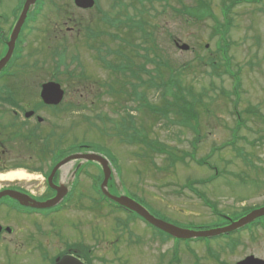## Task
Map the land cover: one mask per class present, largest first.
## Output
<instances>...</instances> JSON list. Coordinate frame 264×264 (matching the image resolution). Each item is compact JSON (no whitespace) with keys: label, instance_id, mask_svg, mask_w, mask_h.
<instances>
[{"label":"rangeland","instance_id":"rangeland-1","mask_svg":"<svg viewBox=\"0 0 264 264\" xmlns=\"http://www.w3.org/2000/svg\"><path fill=\"white\" fill-rule=\"evenodd\" d=\"M95 1L98 3V9L93 7L81 10L74 6L72 0H42V8L35 20L27 26L25 40L21 38L24 41L23 47L18 44L16 48V53L20 54L23 51L24 58L15 68L16 76L7 82L5 94L11 91L9 94L16 95L22 106L30 107L37 101L35 96L39 93L38 84L51 78L60 83L67 96L64 101L68 108L75 103L86 105L84 115H68L73 125L64 130L63 135L66 136L64 145L87 141L96 148L106 146L115 157L112 167L120 193L143 206L157 219L183 230L203 231L219 228L223 223V226H226L229 224L228 218H238L252 206H264V0L257 5L241 4L232 10L233 26L229 33V56L232 60V71L239 70L241 79V90L236 100L233 95H228L232 91L233 83L230 77L223 75L222 69L213 71L207 65L198 64V57H203L205 61L219 58L215 39H210L216 23L206 18L196 21L189 14H195V8L201 1L206 9L212 10L221 21L220 6L227 0L166 2L156 0L153 4L151 1L150 5L145 2L140 4L141 0H133L135 3L131 0ZM21 4L22 0H0V16L3 19L8 17V21L0 22V30L7 39L12 22L10 17ZM39 4L40 1L37 6ZM172 9H179L184 13L177 15ZM105 14L119 19L131 16L136 21L147 23L144 27L149 35L145 44L148 58L153 60L155 55L162 61H168L176 71V78L186 89L191 88L194 94L201 93V104H197L194 109L196 132L192 129L195 125L193 120L190 121L191 127H187L179 121V117L173 115L168 119H160L145 109L132 112L136 126L145 129L148 140L173 148L172 153L176 158L183 156L184 163L177 162L174 167L170 166L166 160L168 154L161 156L154 154L152 163L149 157L152 154L149 151L143 157L145 148L141 144H121L113 134V124L107 120H118L119 115L131 112V109L125 107L134 108L138 105L124 98L123 94L121 95L123 99L105 95L100 84L110 82V79L112 81L119 79L122 83L123 78L120 75H110L101 67L95 59V48L118 49L121 42L113 40L110 35L133 38L132 42L135 44L143 45V42L139 38L141 34L135 33L136 31H131L133 32L131 36L128 34L126 36L125 26L119 29L110 27L103 21ZM31 16L32 14L28 20ZM86 30L99 34L98 38L93 36L92 40L88 39ZM103 33L106 36H103ZM169 35L179 46L187 45L189 49L182 51L176 48ZM101 43L104 45H100ZM63 49L66 52L65 59L63 55H58ZM5 50V45H0V61L4 58ZM140 53L145 55L143 51ZM57 57L65 60L64 65L57 67ZM73 58L77 60L73 61ZM135 63L141 65L144 60L136 58ZM156 66L149 64L146 68L150 70ZM64 67H68L69 70L66 71ZM83 71L90 79L80 82L79 73L83 74ZM161 71L164 78H168V71L163 68ZM55 74L59 76L53 78ZM140 77L147 79L148 76L145 73ZM140 90L145 92L150 103L157 106L163 104L159 90L149 88ZM232 101H235L236 110L240 113L247 109L257 110L258 118L242 115L245 125L237 131L241 139L230 148L224 145L229 141V135L237 124V117L232 113L235 108ZM5 110L7 116L0 113V139L5 141L8 153L0 163V174L16 172L12 170L13 166L19 164L23 167L17 171L26 175L22 181L23 185L31 187L39 195L43 194L44 188L40 184L39 174L32 176L29 170L39 165L36 158L43 161L41 156H35L36 147L31 145L26 135L32 126L22 125L20 127L24 134H15L13 129L11 130L13 127L11 124L21 122L24 116L21 114L15 121L8 110ZM47 112L44 114L48 116ZM96 115H105L106 118L100 121L96 119ZM93 123L105 125L106 133L99 135V130L97 126L92 125ZM57 142L60 141L56 139L51 144ZM43 146L46 147L45 143ZM218 146L221 147L220 150L211 154ZM240 151L243 153V159L237 156ZM136 154L141 157H136ZM185 154H191L198 160H205L202 163L214 167L215 170L211 172L207 167L197 166ZM16 159L18 162L11 164V161ZM47 159L48 157L45 160ZM244 160L251 161L254 168L248 166ZM90 170L93 173L97 172L94 167H90ZM211 177L217 178L210 186H206L208 184H204V181ZM31 179L32 181H28ZM190 182H197L199 187L206 186L204 191L208 200L224 218L212 215L210 209L187 189L192 187ZM184 184L187 188H183ZM88 186L87 182L86 189L77 193L73 208L53 218L52 226H40L38 238L47 256L57 254L69 243H82L91 251L89 258L102 257L106 264H120L118 260L120 262L127 260V264H157L162 251L166 250L167 257L171 255V242L164 246L160 245L156 241L158 238L153 235H156V231L141 220H131L129 223L131 234L124 229L123 223L114 226L117 218L125 220L126 215L110 213L104 207L97 210L91 200L94 197ZM195 187L202 191L201 188ZM77 205H81L83 211H79ZM128 216L134 218L132 215ZM78 221L81 222V226H74V222ZM20 222L24 226L19 225ZM11 223L17 228V238L7 240L4 244L0 243V263L4 264V260L7 261L4 255L6 251L11 258L13 257L14 264H32L26 246L18 249L14 243L23 240L25 235L32 231L29 226L30 220H13ZM197 227L203 230H197ZM237 235L185 244L193 254L185 249V245H181L180 264H234L246 256L264 259V233L257 231L252 235H241L238 238ZM134 238L141 241L140 246H133L128 241ZM234 239L239 240V245L231 252L225 247H232L233 243L227 246L224 244L225 241L232 242ZM208 254L218 255L219 258L215 261ZM39 264H47L41 251ZM91 264H101V261L95 260V263Z\"/></svg>","mask_w":264,"mask_h":264},{"label":"flooded vegetation","instance_id":"flooded-vegetation-1","mask_svg":"<svg viewBox=\"0 0 264 264\" xmlns=\"http://www.w3.org/2000/svg\"><path fill=\"white\" fill-rule=\"evenodd\" d=\"M1 35L2 31L0 30V37ZM7 75H9V72H4L3 78H0V113H3L7 116V111L5 110L7 109L8 113L15 121L21 116V114H23L24 119H21V122L11 124L13 125L11 130L13 129L15 134H24L20 126L31 124L32 129L27 130L26 135L31 145H34L36 147L35 156H41L43 161L41 162V158H36V163L39 164L37 168H27V170H31V175L39 174V181L44 188V192L43 194L39 195L35 193L31 189V187L24 186L22 183L24 179L12 181L2 179L0 181V243L4 244L7 240L11 241L17 238V228L15 227V225H13V223H11L13 220H30L29 226H31L32 231L28 232L23 240H20L19 242L14 241V243L16 244L15 248L20 249L21 247H24V245L26 246L29 253L28 257L31 258L30 263L39 264V251H41L43 260L47 262V264H52L58 257H61L65 254H72L74 256L87 258L86 255L88 256L89 251L88 248L85 247L82 243L65 244L63 249L57 254L53 256H47L44 250L45 248L40 243V240L38 238L40 226H52L53 218L55 216H58L65 211L73 208L75 206L77 193L80 191H84L86 189V183L88 182L89 176L93 177L88 174L89 163L86 161H83L81 163L75 162L74 164H69L61 167L51 177L53 168L60 161L73 154L87 153L86 144L77 145V143L74 142V144L68 143L64 145L66 136L63 135V133L65 132L64 130L73 125V123L71 124L68 115L84 114L86 105L84 103H75L70 108H68V106H66L65 104V101H62L59 105L47 106L41 101L40 95L38 94L35 96L37 101L30 107L24 105L22 106L21 101H19V98H17L16 95L4 93V86L8 81H10L8 78H6ZM58 76L59 74H55L53 78ZM52 80V78L48 79L47 81L38 84V86H41L42 84L50 82ZM66 98L67 96L64 97V99ZM46 111H48V116L44 114V112ZM29 113H33V116L26 117V115ZM38 117L43 118V121L41 123L38 122ZM42 127H46L47 129H43ZM13 139L16 140V138ZM56 139H58L60 142L51 144V142ZM44 143L46 147L43 146ZM48 152L49 154L47 155ZM7 153L8 148L5 145V141H1L0 139V163L3 162V158H5ZM46 157H48L47 161L45 160ZM16 162H18L17 159L11 161V164H15ZM90 165H92V167H94L95 169L98 168L100 172H102V169L98 164L91 163ZM13 167L14 168L12 170L17 171L21 170L23 166L15 164ZM3 172L6 173L7 171L3 170ZM28 181H32V179ZM55 197L61 198V201L57 206L50 207L48 209L39 208L40 204L50 202ZM91 200L93 201V203H95L96 206H94L95 208H97V210L103 209L102 199L99 201H94L93 198H91ZM77 209L79 211H83L81 205H77ZM77 218L79 219V217ZM80 221L74 222V226H81ZM42 223L47 224L43 225ZM19 225L24 226L21 222L19 223ZM257 231H261L262 233H264V226H253L249 229L241 231L240 233L242 234V236H244L252 235ZM5 247L7 246L5 245ZM4 255L7 258V261L4 260V264H14L13 257L11 258V255H9L8 252L4 251ZM102 259V257L97 256V260L101 261ZM86 260H88V258ZM262 260L264 261V259ZM102 262L103 261H101V264ZM237 262L238 261H236L234 264H236Z\"/></svg>","mask_w":264,"mask_h":264},{"label":"trees","instance_id":"trees-1","mask_svg":"<svg viewBox=\"0 0 264 264\" xmlns=\"http://www.w3.org/2000/svg\"><path fill=\"white\" fill-rule=\"evenodd\" d=\"M149 5L152 1V4L156 0H147ZM166 2L167 0H163ZM255 0H250V2H254ZM177 15H181L184 13L182 10L172 9ZM223 16L227 18L228 10L226 8H222ZM227 11V12H225ZM212 10L206 9L205 5L201 1L198 2V5L195 8V14L191 15V17L195 18L196 21H200L204 18L212 17ZM191 14V13H189ZM103 21L108 24L110 27L115 29H119L121 26H125L127 29L125 34L127 36H131L132 30H141L137 27L135 20L131 16H127L125 19H119L117 17H112L108 14L104 15ZM231 22L230 20H226L225 25L223 26V34L220 35L223 45H225L226 41V34L227 29L230 27ZM87 31V30H86ZM128 32V33H127ZM142 33H144L142 31ZM93 36L97 35L95 33L87 31V38L93 39ZM147 34L144 33V36L141 38L145 41ZM114 39V36L111 37ZM119 42H121L119 48L113 52V50L108 51V55L112 56L114 61H110L106 59V55H101V47L95 48L96 49V56L95 58L101 67L106 70L110 75H120L123 79L121 80L122 83L119 82V79L110 82H104L100 84V87L104 89L105 95L108 97H118L123 99L121 95H125L124 98L128 100L134 101L137 103V107H125V109H131V112L128 111L125 115H119L120 117L118 120L109 119L107 120L109 123L113 124V134L118 138L121 144L132 145V144H141L145 147L143 157L146 156L148 150L152 153L150 156V160L154 161L153 155H165L168 154L166 160L168 161L170 166H175L177 162L184 163V158L181 156L180 158H176L175 155L172 153L173 148H170L166 145L157 143L155 141H150L147 138V133L145 129L142 127H137L134 121V116L132 112H140L142 109H145L148 113L153 115L154 117L160 119H168L170 115L175 117H179V121H182V124L187 127H191L190 121H194L195 125L192 127L193 131L196 132L195 128L197 125L196 116L194 114V109L197 104H201V93L194 94L191 88L186 89L182 83L176 78V71H174L168 61H162L160 57L153 56V60L148 58L147 51L148 49L142 46L141 44L133 43V38H123L117 37ZM145 43V42H143ZM104 45V44H100ZM127 45L125 48L124 46ZM93 47L94 45H89ZM227 47V45H225ZM140 51H143L145 55H142ZM58 55H63L65 59V49L63 52H60ZM57 55V56H58ZM58 61L57 64L61 66L64 65L65 60L57 57ZM136 58H143L144 63L138 65L135 63ZM198 64L200 65H207L213 71L216 69H222V73L226 75H230L233 77L234 82V91L232 92L234 95H238L240 90V79L237 75H233L230 71L231 61L230 58L226 54H222V60L216 61L214 59H208L205 61L203 57H198ZM74 61V58H73ZM149 64L157 65L154 69H146ZM67 68V67H64ZM161 68L168 71V78H164ZM147 74V79H142L140 77L141 74ZM78 81L80 82L86 81L90 79L89 75L79 73ZM82 77V79H80ZM165 79V80H164ZM97 83V81H95ZM88 86V85H87ZM86 89V85H84ZM142 88H149L154 90H159V94L162 98V105L157 106L155 104L150 103L148 99H146L145 92L139 89ZM225 94V93H223ZM103 94L100 96L102 97ZM230 95V93L228 94ZM227 96V95H224ZM96 118L100 121L106 118V116L96 115ZM155 120V119H154ZM96 127V125H94ZM106 126L103 125V129L97 127L100 134H105L107 131ZM111 130V129H110ZM111 136H113L111 134ZM95 150H100L105 156L110 157V153L108 152L105 146H102V149L92 147ZM186 157L192 158L191 154H185ZM136 157L140 158L141 156L136 154ZM111 158V157H110ZM113 162V159H111ZM200 163V162H199ZM198 163V164H199ZM217 218H222L218 213L215 212ZM225 222V221H224ZM224 224V223H223ZM193 254V252L190 251Z\"/></svg>","mask_w":264,"mask_h":264},{"label":"water","instance_id":"water-1","mask_svg":"<svg viewBox=\"0 0 264 264\" xmlns=\"http://www.w3.org/2000/svg\"><path fill=\"white\" fill-rule=\"evenodd\" d=\"M35 3V0H27L26 3L24 4V7L22 9V12L19 16V19L16 23V25L13 28L12 34L10 36V42L8 43V50L7 53L0 61V70L5 66V64L8 62L10 59L13 49H14V44L15 41L18 37V34L20 32V29L24 23V20L26 18L27 12L29 10V7ZM74 4L81 9H89L93 7V0H74ZM182 50H187L186 46L181 47ZM64 93L61 90V87L56 84V83H47L42 86L40 96L42 101L46 105H57L61 102L62 97ZM76 160H87V161H93L99 163L104 171V180L102 183V189L104 191V194L109 197L110 199L114 200L117 202L119 205H122L131 211L135 212L142 218H144L146 221L151 223L152 225L156 226L157 228L169 233L170 235L174 236L175 238L178 239H196V238H213L217 237L222 234L230 233L232 231L238 230L245 225L251 223L254 221L256 218L264 216V208L260 210L253 211L249 215L233 222L229 226H226L224 228L220 229H215V230H208V231H203V232H192V231H185L178 229L176 227H173L171 225H168L164 222H161L157 219H155L153 216H151L144 208L139 206L137 203L133 202L132 200L121 196V197H114L111 196L107 191H106V186L108 182V178L110 176V169L108 167V162L94 154H87V155H76L73 157H69L65 159L63 162L59 163L56 168L54 169L53 173L63 164L68 163L69 161H76ZM56 200L52 201L49 203V205L55 203ZM46 206V205H44ZM54 264H85L83 261H81L78 257L72 256V255H64L62 258L58 259ZM239 264H264L262 261L253 259V258H247L246 260L240 262Z\"/></svg>","mask_w":264,"mask_h":264},{"label":"bare ground","instance_id":"bare-ground-1","mask_svg":"<svg viewBox=\"0 0 264 264\" xmlns=\"http://www.w3.org/2000/svg\"><path fill=\"white\" fill-rule=\"evenodd\" d=\"M26 175L24 173H21L20 171H16L14 173H9L7 175H2L0 174V181L2 179H7V180H23V178L25 177Z\"/></svg>","mask_w":264,"mask_h":264}]
</instances>
